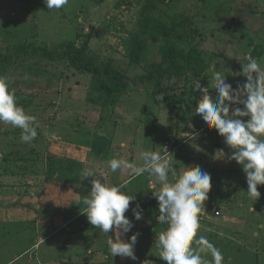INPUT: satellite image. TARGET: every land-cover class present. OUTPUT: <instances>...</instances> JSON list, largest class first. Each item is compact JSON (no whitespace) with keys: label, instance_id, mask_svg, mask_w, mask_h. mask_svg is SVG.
<instances>
[{"label":"rangeland","instance_id":"obj_1","mask_svg":"<svg viewBox=\"0 0 264 264\" xmlns=\"http://www.w3.org/2000/svg\"><path fill=\"white\" fill-rule=\"evenodd\" d=\"M144 6L149 9L145 11ZM149 17L167 26L175 22L179 29L175 45L184 52L198 48L205 65L202 71L164 76L162 93L153 99L147 96L149 84L138 82L134 91L115 95L117 100L110 108L105 104L106 95L94 90L98 84L93 75L80 74L64 61L44 58L41 51L23 54L17 50L31 45L62 53L66 44L81 48L90 36L87 56L96 59L101 68L110 63L113 70L133 80L160 61L158 47L152 43L144 52L146 64H135L126 54V39L144 31L143 21ZM0 57L10 59L0 60V76L8 77L18 105L34 116L38 125L36 139L24 143L21 129L0 123V264H48L52 257L61 259L72 251L64 249V230L53 233L50 226L63 229L71 221L68 230H75L72 239L77 252L81 240L90 243L97 237L94 226L80 229V221L89 223L86 214L81 220L76 218L85 207L77 201L95 177L74 183L71 176L77 169L68 162H80L82 171L95 169L100 158L107 162L114 156L133 163L130 151H155L163 156L168 145L173 169L179 173L188 167L190 149L196 146L188 143L173 154L174 147L195 138L199 142V134H207L199 132L204 122L195 114L200 93L193 91V82L199 80L207 86L213 76L210 69L215 66L217 71L225 70L226 81L235 88L246 81L240 75L241 64L249 57L261 61L264 69V0H205L203 4L196 0H69L59 10H48L43 0H0ZM210 93L214 98L215 91L210 89ZM189 123L194 130L188 129ZM181 129H186V136L181 135ZM218 136L206 147L199 145L197 151L202 155L196 166L211 175L209 197L216 198L218 190L227 192V187L228 194L236 190L243 207L239 203L232 209L225 208L226 203L219 210L210 207L216 217L200 222V226L216 233L204 237L222 252L223 264H264V201L260 206L248 195L242 165L228 159L233 150L223 146L224 138ZM121 143L127 145L128 155L117 150ZM220 150L224 158L217 153ZM105 160L99 172L106 170ZM57 161L61 166L54 163ZM60 167L65 168L62 174L48 178L51 171H61ZM107 171L115 184L129 177L121 170ZM143 180L138 177L124 191L141 193L145 190ZM259 189L264 185H258ZM223 217L225 230L220 237L214 225ZM205 255L211 259L210 254Z\"/></svg>","mask_w":264,"mask_h":264},{"label":"clouds","instance_id":"obj_2","mask_svg":"<svg viewBox=\"0 0 264 264\" xmlns=\"http://www.w3.org/2000/svg\"><path fill=\"white\" fill-rule=\"evenodd\" d=\"M68 2L43 0L48 10H59ZM260 64L261 61L254 57L241 64L240 75L246 81L238 83L235 88L226 81L225 70L217 71L215 66L210 69L213 73L211 83L203 86L196 80L192 85L193 91L200 93L195 114L201 116L209 129L214 128L233 150L228 159L242 165L247 193L256 200L261 195L257 186L264 185V69ZM210 89L217 93L215 98ZM0 123L21 129V141L24 143H31L38 135L36 118L18 105L7 76H0ZM217 153L224 158L223 150ZM140 159L143 163L138 166L112 158L106 162L105 171L97 174L95 169L86 168L80 174L81 180L99 177L92 179L90 194L78 200L77 205L85 206L84 213L95 228L105 234L110 230L115 232L116 238L106 242L111 257L137 259L134 248L139 233H134L128 241L121 238L134 227L125 213L135 196L124 191L128 181L112 184L106 179L107 170L113 173L121 170L133 178L147 173L154 178L153 185H159L158 190L152 192L158 201L159 215L156 219L167 225L155 238L162 260L167 264H223L222 252L204 236L197 237L200 216L212 188L211 175L199 166L186 167L178 173L166 155L155 151H142ZM132 212L135 220L142 219V210L138 207ZM202 254H210L211 261H206Z\"/></svg>","mask_w":264,"mask_h":264},{"label":"trees","instance_id":"obj_3","mask_svg":"<svg viewBox=\"0 0 264 264\" xmlns=\"http://www.w3.org/2000/svg\"><path fill=\"white\" fill-rule=\"evenodd\" d=\"M201 4L205 3V0H196ZM149 9L148 6H144V10ZM144 31L137 34L130 35V38L126 39V54L135 64H146L148 60L145 58V51L149 48L148 43H152L157 45L158 52H160V61L154 62L152 64V69L140 76L139 78H135L130 80L120 71H115L111 67V64L105 65V68H101L98 61L93 57H89L86 54L88 51V42L91 37L86 36L85 41L81 48H77L74 43H68L65 46V49L62 53L53 52L49 53L45 49L35 48L34 46L28 47H18L17 50L19 52L27 53L30 51L32 54H36L38 52H42L41 55L44 58L49 59H57L60 61L66 62L74 71L83 74L93 75L97 80V84L95 85L94 90L101 91L106 95L105 104H110V108L114 107L115 100H117V94H127V92L134 91L133 88L136 89L137 83L147 85L146 91L149 99L156 98L161 92V82L164 76H172V75H181L183 73L190 72L192 70L202 71L205 65L203 66V58L201 51L198 48H192L188 52H184L182 49L178 48L175 45L177 42L176 32L179 30L178 26L175 22L171 24V26L165 25L162 21L155 18H145L143 21ZM195 32V31H194ZM151 34L149 37L148 35ZM149 39V41H147ZM179 41V40H178ZM258 58L259 55H256ZM6 57H0V60H6ZM10 60V59H9ZM7 59V61H9ZM103 77V78H102ZM112 106V107H111ZM234 107V106H233ZM110 140L107 139L105 143L109 144ZM179 147L181 144H176ZM108 149V145H105ZM56 164L62 163L61 161L54 162ZM73 163V164H72ZM69 167L76 168V174H72L71 181L77 183L80 180V174L82 172L81 164L76 162H68ZM61 171L56 173H49L48 178L57 177L59 172L62 174L65 171V168L60 167ZM71 171V169L69 170ZM68 182L67 179L65 181ZM260 197L257 199L260 204L264 201V189L260 191ZM150 207H154L157 209V200L155 197L148 198ZM78 215V214H77ZM159 212L157 213V216Z\"/></svg>","mask_w":264,"mask_h":264},{"label":"crops","instance_id":"obj_4","mask_svg":"<svg viewBox=\"0 0 264 264\" xmlns=\"http://www.w3.org/2000/svg\"><path fill=\"white\" fill-rule=\"evenodd\" d=\"M217 93L214 94V98L216 97ZM235 107V106H234ZM242 107V106H241ZM202 120V119H201ZM188 126H190V128H188L189 130H191V128L194 130V126H192L191 123L188 124ZM198 127V125H197ZM181 135L186 136L187 135V131L186 129H181L180 130ZM207 134L203 135V134H199L200 138H198V141H196L195 139L189 140L188 142L185 143H181V147L188 145L189 144H194L196 147L193 149V147H191V157L189 159V164L188 167H192V166H196L197 164H199V160H201V151H197V148L199 147V145H203L204 147H206L208 145V142L210 141H217L219 139L218 136V132L213 128V129H209L207 132ZM218 137V138H217ZM201 143V144H199ZM125 143H121V145L119 147H117V150H119L120 152L124 153L125 155H128V152L126 151V149L128 148L127 145ZM221 144L223 146H225V142L222 141ZM179 146V147H180ZM174 147L173 150L175 154L177 152V149L180 148ZM162 153V152H161ZM134 154L132 155L133 157V163L137 164L138 166L141 165L143 163V161L140 159V154H137L135 152L130 151L129 153ZM114 157V156H113ZM113 157H110L111 159ZM131 157V158H132ZM192 157L194 158H198V159H192ZM172 157H170V163L172 165L173 168V164H172ZM102 161L97 162V165L94 166L95 169H98L97 172L98 174L99 172V165L101 162H104L105 159L100 158ZM106 162V160H105ZM79 164H81L80 162H77ZM91 164H88L91 167ZM82 166V164H81ZM184 168H182L180 170V172L183 170ZM207 169V167H206ZM105 171V169H102L101 172ZM139 177H143V186L145 188V190L141 191V193H134L133 195L135 196V200L133 202L130 203L129 206V210L125 213V216L130 219V221L133 223L134 227L128 232L126 233L123 237H121L123 240L128 241L130 239V237L134 234V233H139L138 238H137V243L135 245L134 248V252L135 255L137 257L136 260H132L131 258H127V257H121V256H115V257H111L110 253H109V249L107 246V240L110 238L115 239L116 238V234L113 231H109L108 234L103 233L100 229H98V231L96 232L97 237L93 238V241L89 242H85V240H81L79 242L81 249L77 252L76 251V247L75 244L73 242L72 239V234L75 232V230H68L69 229V225L71 224L69 222L68 225L62 227L63 229H54L53 226L50 228H52V232H61L64 230V237L63 240L66 241L67 245H65L64 249L66 251L72 250L71 252H69L67 257H61V259H56L55 257H52L50 260L51 262H48V264H80V262H76V260H80V261H84L83 264H167L166 261L162 260L159 257V253H160V249L157 246V243L155 241L156 235L157 233L164 231L165 230V225L160 224L156 217H157V213L159 212L158 210H156V208L154 207H150L149 205V200L148 198L150 196H154L152 191L158 190L159 185H153V179L154 178H150L149 175L147 173L139 176ZM99 178V177H95L94 179ZM109 178V180H108ZM102 179V178H101ZM107 181L115 184L113 182H111V178L109 177V175L107 176ZM136 179H138V177H131L129 176L128 178H120L117 181V184H121L124 183L125 181H128V184H131L132 182H134ZM92 186V185H91ZM91 186L89 187V190L86 189L84 195H82V199L84 197L87 196V191H91ZM143 186H141V188L143 189ZM224 190L227 191L229 193V190L227 189V187H224ZM260 191V189L258 190ZM227 192L223 193V190H218L217 191V196L216 198H211L208 195V200L205 201L204 204V213L201 214L200 216V222H206V220L210 219H214V217H216L210 210V207H215L219 210V207L225 204V208L227 209H232L234 206L237 208L238 203L240 204L241 207H243V205L239 202V198H237V193L236 190L234 191L233 194H228ZM224 194V195H222ZM84 196V197H83ZM81 199V200H82ZM222 199V201H220ZM142 210V219L140 220H135L134 216H133V212L132 209L133 208H137ZM86 213H82V212H78V215H76V218L78 217V220H81ZM220 217V216H219ZM87 218V215H86ZM88 220V218H87ZM39 221V220H38ZM225 218H221V220L214 225V228L218 231V233L221 236H224V234L222 233L223 230H225V226L222 224L224 223ZM89 222V221H88ZM80 229H86L87 226L91 225L90 223H83L82 221H80ZM203 224V223H202ZM81 225L84 226L83 228H81ZM205 225V224H204ZM93 226V225H91ZM36 227L37 230L40 229V222L36 223ZM229 228V226H228ZM56 230V231H55ZM55 231V232H54ZM210 235V233H213V231H211L210 229H208L205 226H200L198 233H197V237L199 236H204V234ZM217 233V234H218ZM216 235V233H213ZM60 235V234H59ZM48 238V237H47ZM42 242L39 241L37 243L40 244ZM210 242H212V240H210ZM60 248H62V244L59 243L58 244ZM196 247V246H194ZM205 256V260L206 261H211V259L206 256L205 254H202ZM228 262H231L230 259H228Z\"/></svg>","mask_w":264,"mask_h":264},{"label":"built area","instance_id":"obj_5","mask_svg":"<svg viewBox=\"0 0 264 264\" xmlns=\"http://www.w3.org/2000/svg\"><path fill=\"white\" fill-rule=\"evenodd\" d=\"M206 129H209V128L204 123L203 126L200 128L199 132H204ZM164 150H165V152H164L163 156L166 155L170 159L171 154H172L170 146H168V145L164 146ZM150 197L153 198L154 196H150ZM156 205H157V209H158V201H157ZM158 211H159V209H158ZM165 227H167V225H165Z\"/></svg>","mask_w":264,"mask_h":264}]
</instances>
